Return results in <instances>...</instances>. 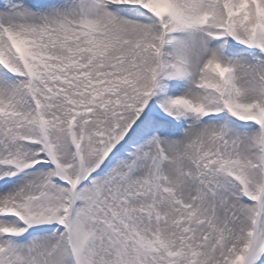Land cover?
I'll return each mask as SVG.
<instances>
[{
	"label": "snow or ice",
	"instance_id": "snow-or-ice-1",
	"mask_svg": "<svg viewBox=\"0 0 264 264\" xmlns=\"http://www.w3.org/2000/svg\"><path fill=\"white\" fill-rule=\"evenodd\" d=\"M0 264H264V0H0Z\"/></svg>",
	"mask_w": 264,
	"mask_h": 264
}]
</instances>
